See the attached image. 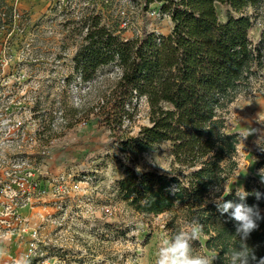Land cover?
<instances>
[{"label":"rangeland","instance_id":"374dc122","mask_svg":"<svg viewBox=\"0 0 264 264\" xmlns=\"http://www.w3.org/2000/svg\"><path fill=\"white\" fill-rule=\"evenodd\" d=\"M0 2L5 14L0 13L5 22L0 26V146L24 162L19 173L33 184L32 197L18 200L30 228L0 239V264L25 256L29 229L36 231L31 264H155L165 235L186 225L180 207L141 214L117 198L115 184L124 167L169 173V144L157 142L134 158L122 152L117 139L148 124L146 103L138 101L132 120L113 124L114 113L109 104L100 107V97L117 71L105 68L81 83L73 56L84 31L80 21L93 15L100 13L101 23L122 38L141 28L166 34L169 19L155 3L143 10L139 0ZM215 10L219 20L248 15L252 43L264 30V0L238 11L219 4ZM222 111L226 131L236 133L238 141L236 167L221 184V195L240 191L245 182L263 184L256 162L264 137V76ZM212 190L209 198L217 194ZM204 238L193 242L194 254L203 253Z\"/></svg>","mask_w":264,"mask_h":264},{"label":"trees","instance_id":"16d2710c","mask_svg":"<svg viewBox=\"0 0 264 264\" xmlns=\"http://www.w3.org/2000/svg\"><path fill=\"white\" fill-rule=\"evenodd\" d=\"M139 1L143 10L151 3L158 5L169 19L168 32L141 28L138 34L122 38L101 23L100 13L83 19L81 44L73 56L74 73L81 83H89L105 68L117 71L100 97L104 99L100 107L109 104L114 113L113 124L132 120L138 101L146 103L148 124L134 135L117 139L122 152L134 158L157 142L169 144L170 172L124 167L115 184L117 198L144 215H158L177 204L186 224L196 218L203 225V254L218 253L213 264H227L225 254L238 242L236 222L218 212L209 191L221 186L236 167L237 135L226 131L222 110L264 76V30L252 43L250 17L229 15L219 20L215 6L238 11L263 0ZM3 6L0 2L5 16ZM4 24L0 17V26ZM256 168L264 174V137ZM243 191L249 194L245 203L258 205L264 217V183L245 182L238 192ZM254 191L261 193L259 200ZM236 193L232 189L215 196L239 202ZM258 223L247 241L255 247L257 258L264 257V219Z\"/></svg>","mask_w":264,"mask_h":264},{"label":"clouds","instance_id":"9594fccd","mask_svg":"<svg viewBox=\"0 0 264 264\" xmlns=\"http://www.w3.org/2000/svg\"><path fill=\"white\" fill-rule=\"evenodd\" d=\"M261 183H264V174H261ZM213 193L221 191L219 185L213 187ZM257 200L261 198L259 191L252 193ZM246 192H237L239 202L225 200L223 197L213 198L218 212L223 216H228L236 222L234 236L238 238L235 246L228 249L225 254L227 264H264V257L257 258L255 247H250L247 243L253 231L259 227V221L264 219L258 205L249 206L245 203ZM203 234V225L194 218L189 221L182 230L172 234H166L162 239L158 249L155 264H213L218 258V253L203 254L195 253L193 242L200 239ZM4 251L0 249V252ZM15 264H31L27 256L18 257Z\"/></svg>","mask_w":264,"mask_h":264},{"label":"built area","instance_id":"2783aa9c","mask_svg":"<svg viewBox=\"0 0 264 264\" xmlns=\"http://www.w3.org/2000/svg\"><path fill=\"white\" fill-rule=\"evenodd\" d=\"M23 163L22 160L6 155L0 146V239L17 233L22 234L31 225L18 207L19 199H28L33 193V184L26 173H19V165ZM26 172L31 175L30 169H26ZM28 234L25 253L27 257L35 249L36 231L29 229Z\"/></svg>","mask_w":264,"mask_h":264}]
</instances>
